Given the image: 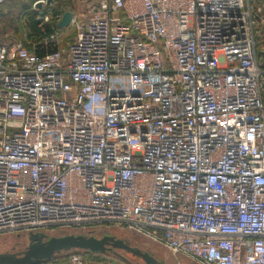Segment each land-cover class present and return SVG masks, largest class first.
Wrapping results in <instances>:
<instances>
[{
    "label": "built area",
    "instance_id": "built-area-1",
    "mask_svg": "<svg viewBox=\"0 0 264 264\" xmlns=\"http://www.w3.org/2000/svg\"><path fill=\"white\" fill-rule=\"evenodd\" d=\"M39 3L50 32L0 40V233L116 224L264 264V0H93L67 46Z\"/></svg>",
    "mask_w": 264,
    "mask_h": 264
},
{
    "label": "rangeland",
    "instance_id": "rangeland-1",
    "mask_svg": "<svg viewBox=\"0 0 264 264\" xmlns=\"http://www.w3.org/2000/svg\"><path fill=\"white\" fill-rule=\"evenodd\" d=\"M53 3V11L55 13L66 12L68 10L82 14L88 10L90 1L93 0H48ZM35 0H5V3L0 9V40L5 42L22 44L28 48H33L37 43V37L31 36L33 33V21H38L40 26L41 19L38 18L39 11L42 8L39 4L35 5ZM74 5V7H73ZM42 6V4H41ZM44 26V25H42ZM258 42L260 43L264 38L260 37V32H257ZM75 37V31L71 26L65 29V37L62 44L67 46ZM262 43V42H261ZM260 53L264 55V40L260 47ZM264 67V61H262ZM49 236H61L65 234H86L88 236L94 235L96 237H103L106 234L114 235L118 238L127 240L131 245L138 246L145 251H149L159 260L166 264H200L193 259L182 255L175 254L169 248L157 243L138 233L127 226L108 224L95 225L87 228L70 227L65 229H43ZM41 231V232H43ZM29 244L28 231H12L0 233V253L2 252H18L23 251ZM71 252H78L83 255L86 264H144V261L133 254L123 249L114 248L111 251L92 253L84 250H72ZM64 255V253H60ZM57 256V263H64L59 260Z\"/></svg>",
    "mask_w": 264,
    "mask_h": 264
},
{
    "label": "water",
    "instance_id": "water-1",
    "mask_svg": "<svg viewBox=\"0 0 264 264\" xmlns=\"http://www.w3.org/2000/svg\"><path fill=\"white\" fill-rule=\"evenodd\" d=\"M40 7L41 4H39ZM73 12L68 10L59 21L60 28L70 26ZM114 248L123 249L142 259L144 264H166L138 246L131 245L127 240L106 234L103 237L86 234H65L49 236L46 232H29V244L23 251L0 253V264H39L52 260L57 254L72 250H84L92 253H104Z\"/></svg>",
    "mask_w": 264,
    "mask_h": 264
},
{
    "label": "trees",
    "instance_id": "trees-1",
    "mask_svg": "<svg viewBox=\"0 0 264 264\" xmlns=\"http://www.w3.org/2000/svg\"><path fill=\"white\" fill-rule=\"evenodd\" d=\"M73 7H74V5H73ZM56 25H57L56 20H52L50 22L45 23L44 26L42 27V26H38V21L37 20H34L33 21V24H32L33 33H32L31 36L33 37V35H34L33 38H36L37 37V39L39 40L46 33L50 32L52 30V28L55 27ZM43 28H44L45 31L43 30ZM63 253H64V255L57 254L54 258L56 259V257L58 256L60 258L59 260L65 263L66 260L68 259L69 255L72 252L69 251V252H63ZM51 262H52V260H47V261H43V262H41L39 264H51ZM55 263H57V260H56Z\"/></svg>",
    "mask_w": 264,
    "mask_h": 264
},
{
    "label": "crops",
    "instance_id": "crops-1",
    "mask_svg": "<svg viewBox=\"0 0 264 264\" xmlns=\"http://www.w3.org/2000/svg\"><path fill=\"white\" fill-rule=\"evenodd\" d=\"M59 264H64V263H59Z\"/></svg>",
    "mask_w": 264,
    "mask_h": 264
}]
</instances>
